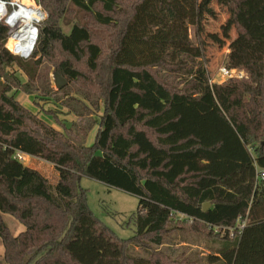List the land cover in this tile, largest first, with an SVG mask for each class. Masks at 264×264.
<instances>
[{
    "label": "trees",
    "instance_id": "trees-1",
    "mask_svg": "<svg viewBox=\"0 0 264 264\" xmlns=\"http://www.w3.org/2000/svg\"><path fill=\"white\" fill-rule=\"evenodd\" d=\"M214 1L35 0L47 20L29 60L7 48L9 31L0 25V79L6 80L0 82V180L18 199L48 205L41 228L55 224L58 213L67 220L60 231L22 233L28 256L20 264H184L158 250L180 230L172 226L178 215L189 220L191 233H200L201 224L228 231L208 264H264V188L256 183L257 169L264 168V0H223L225 36L234 29L239 46L258 48L225 63L249 79L225 84H211L208 69L205 28ZM72 15L89 23L76 22L66 34L62 24ZM93 25L115 32L114 42L95 43ZM49 59L66 80L104 100L91 146L77 144L71 129L58 130L9 95V68L17 66L34 82ZM163 66L186 70L192 81L172 87L154 71ZM16 151L54 165L55 191L40 172L14 159ZM83 177L139 198L133 237H118L95 216ZM0 230L8 240L1 215ZM137 249L146 256L135 255Z\"/></svg>",
    "mask_w": 264,
    "mask_h": 264
},
{
    "label": "rangeland",
    "instance_id": "rangeland-1",
    "mask_svg": "<svg viewBox=\"0 0 264 264\" xmlns=\"http://www.w3.org/2000/svg\"><path fill=\"white\" fill-rule=\"evenodd\" d=\"M223 2V0H215L210 8L212 14H207L205 40L210 58L208 69L211 74V84L228 82L219 75L220 68L228 67L226 62L236 63L238 59L247 57L258 49H254L253 46H239L240 42L234 29L228 32L227 37L225 36L229 14L224 9ZM76 22L89 23V20L83 15H72L71 25L62 24L64 33L69 34ZM91 29L95 43L110 45L114 42L115 32L95 25ZM190 38L195 45L198 44L194 27L190 28ZM199 63L200 60L188 62L186 69L195 68ZM77 68L86 72L84 63L78 64ZM8 71L11 74L8 84L13 88L9 95H13L20 104L58 130L64 131L65 127L71 129L77 144L87 146L94 144L100 130V119L105 114L102 97L68 80V84L58 90L54 80V74L59 73L56 59L43 61L34 82H29L28 77L17 66L9 68ZM154 71L160 72L174 88H186L187 82L192 81V76L188 75L186 70L180 71L178 68L163 66ZM247 78L249 79V76ZM0 82L5 84V78L0 79ZM24 166L40 172L48 180V190L55 191L59 182V173L54 165L32 158L25 162ZM4 184L5 182L0 180V215L8 224L10 236L8 240H5L0 230V260L8 264H20L28 256L21 238L22 233L29 229L49 231V227L60 231L65 227L67 220L65 216L58 213L55 224L49 226L47 223L41 228L38 219L44 210L49 209L48 205L40 199L28 201L18 199ZM80 186L87 190L88 203L95 216L111 228L118 237L129 239L135 235L136 227L132 215L138 210L139 198L87 177L81 179ZM25 203L32 205L31 210L23 212L19 208ZM188 221L184 216H176L172 226L180 230H175L168 236V242L158 250L177 256L179 263L185 261L182 263L186 264L189 261L194 264H208L207 257L217 254L221 245L220 239L225 237L227 230L201 224L200 233H191L186 231ZM134 254L146 256L141 249L135 250Z\"/></svg>",
    "mask_w": 264,
    "mask_h": 264
},
{
    "label": "clouds",
    "instance_id": "clouds-1",
    "mask_svg": "<svg viewBox=\"0 0 264 264\" xmlns=\"http://www.w3.org/2000/svg\"><path fill=\"white\" fill-rule=\"evenodd\" d=\"M26 3L27 0H0V22L8 26L12 33L10 38L16 40L15 53L25 60L32 57L38 42L39 29L36 25L46 18V13L41 15L38 8L27 7ZM9 6L13 8L10 14ZM17 21L20 22L18 31Z\"/></svg>",
    "mask_w": 264,
    "mask_h": 264
},
{
    "label": "built area",
    "instance_id": "built-area-1",
    "mask_svg": "<svg viewBox=\"0 0 264 264\" xmlns=\"http://www.w3.org/2000/svg\"><path fill=\"white\" fill-rule=\"evenodd\" d=\"M22 2H24V0H22ZM27 2H29V3H26L25 6L38 8L41 11V15L45 14L42 6L40 4H37L35 2V0H27ZM29 4H32V5H29ZM8 11H9V14H10L13 11V8L11 6H9ZM46 20H47V14H46V18L44 20H42L39 24L36 25L38 27V29H39V33H40L41 25ZM0 25L5 26L8 29V31H9L8 26L4 25L2 22H0ZM11 35H12V33L9 31V38H8V42H7V44L9 46H7V48L12 52L13 55L22 58L21 56H19V55H17L15 53L16 44L13 43L14 40L10 38ZM32 55H33V53H32ZM27 60H29V59H27ZM219 75L225 80L243 79V78H247L248 77L247 73L244 70H242V69H229L228 67H222L220 69V71H219ZM32 158L33 157H31V156H29V155H27V154H25V153H23L21 151H16L15 154H14V159L17 160L18 162L22 163L23 165L25 164V162L30 161ZM256 181H257L256 182L257 185H260V186H262L264 188V168H258L257 169ZM244 227H245V225L243 224L239 228H240V230H243Z\"/></svg>",
    "mask_w": 264,
    "mask_h": 264
},
{
    "label": "water",
    "instance_id": "water-1",
    "mask_svg": "<svg viewBox=\"0 0 264 264\" xmlns=\"http://www.w3.org/2000/svg\"><path fill=\"white\" fill-rule=\"evenodd\" d=\"M54 80H55V85L58 90L63 89L67 84L68 81L62 77L59 73L54 74ZM211 205L209 203L204 205V210H207Z\"/></svg>",
    "mask_w": 264,
    "mask_h": 264
},
{
    "label": "bare ground",
    "instance_id": "bare-ground-1",
    "mask_svg": "<svg viewBox=\"0 0 264 264\" xmlns=\"http://www.w3.org/2000/svg\"><path fill=\"white\" fill-rule=\"evenodd\" d=\"M19 27H20V22L17 21V23H16V30H17V31L19 30ZM25 42H26V41H25ZM13 43L16 44V40H14Z\"/></svg>",
    "mask_w": 264,
    "mask_h": 264
}]
</instances>
